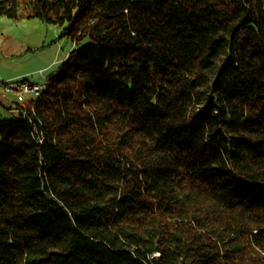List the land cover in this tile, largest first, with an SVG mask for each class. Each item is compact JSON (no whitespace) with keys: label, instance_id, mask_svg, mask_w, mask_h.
<instances>
[{"label":"trees","instance_id":"16d2710c","mask_svg":"<svg viewBox=\"0 0 264 264\" xmlns=\"http://www.w3.org/2000/svg\"><path fill=\"white\" fill-rule=\"evenodd\" d=\"M73 47L0 119V264H264V0H0Z\"/></svg>","mask_w":264,"mask_h":264},{"label":"rangeland","instance_id":"374dc122","mask_svg":"<svg viewBox=\"0 0 264 264\" xmlns=\"http://www.w3.org/2000/svg\"><path fill=\"white\" fill-rule=\"evenodd\" d=\"M61 28L38 19L0 17V84L27 80L42 85L73 47ZM31 94H24L25 99ZM22 102L0 85V119H14Z\"/></svg>","mask_w":264,"mask_h":264},{"label":"built area","instance_id":"2783aa9c","mask_svg":"<svg viewBox=\"0 0 264 264\" xmlns=\"http://www.w3.org/2000/svg\"><path fill=\"white\" fill-rule=\"evenodd\" d=\"M7 93L17 94V100L22 102L20 105L25 104L24 94H31V97H37V88H42V85L30 83L27 80H22V86H15V83L0 84Z\"/></svg>","mask_w":264,"mask_h":264},{"label":"bare ground","instance_id":"6f19581e","mask_svg":"<svg viewBox=\"0 0 264 264\" xmlns=\"http://www.w3.org/2000/svg\"><path fill=\"white\" fill-rule=\"evenodd\" d=\"M15 86H22V81L15 83ZM45 84H42V88H37V96L44 90Z\"/></svg>","mask_w":264,"mask_h":264}]
</instances>
